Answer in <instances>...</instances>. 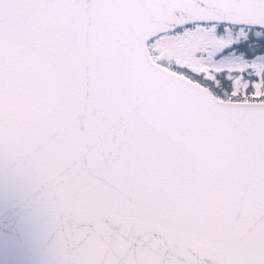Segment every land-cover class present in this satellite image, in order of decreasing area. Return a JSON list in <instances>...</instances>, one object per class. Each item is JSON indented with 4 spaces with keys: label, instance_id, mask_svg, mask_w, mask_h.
<instances>
[{
    "label": "snow or ice",
    "instance_id": "1",
    "mask_svg": "<svg viewBox=\"0 0 264 264\" xmlns=\"http://www.w3.org/2000/svg\"><path fill=\"white\" fill-rule=\"evenodd\" d=\"M4 168L58 264H264V0H0Z\"/></svg>",
    "mask_w": 264,
    "mask_h": 264
},
{
    "label": "water",
    "instance_id": "2",
    "mask_svg": "<svg viewBox=\"0 0 264 264\" xmlns=\"http://www.w3.org/2000/svg\"><path fill=\"white\" fill-rule=\"evenodd\" d=\"M19 176L0 169V264H58L44 189Z\"/></svg>",
    "mask_w": 264,
    "mask_h": 264
},
{
    "label": "bare ground",
    "instance_id": "3",
    "mask_svg": "<svg viewBox=\"0 0 264 264\" xmlns=\"http://www.w3.org/2000/svg\"><path fill=\"white\" fill-rule=\"evenodd\" d=\"M18 178H20V179H24V177H22V176H19Z\"/></svg>",
    "mask_w": 264,
    "mask_h": 264
}]
</instances>
